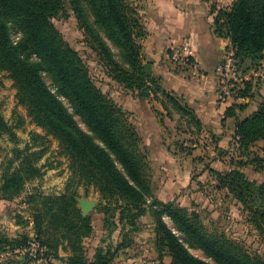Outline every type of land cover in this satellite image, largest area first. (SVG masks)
I'll return each instance as SVG.
<instances>
[{
	"label": "trees",
	"instance_id": "1",
	"mask_svg": "<svg viewBox=\"0 0 264 264\" xmlns=\"http://www.w3.org/2000/svg\"><path fill=\"white\" fill-rule=\"evenodd\" d=\"M66 4L106 77L140 99L148 100L142 92L155 95L168 114L173 109L187 119L192 130L205 131L195 112L178 95L165 91L160 77L147 73L141 44L147 32L135 0H0V72L12 80L18 104L27 109L36 126L57 139L68 155L75 175L69 187H94L99 193L97 210L104 216L108 238L113 239L97 247L90 257L84 241L95 233L94 219L83 215L78 192L72 187L66 194L42 197L40 206H35V239L2 236L0 249L20 253L35 240L40 244L38 256L47 264L55 260L113 264L135 244L133 235L142 229L140 219L152 210L156 247L161 255L170 256V264H210L192 249L202 251L216 264H264V256L251 252L241 241L210 231L201 211L154 195L148 153L129 113L95 82L80 52L54 23L66 12ZM215 28L220 37L231 41L238 71L257 72L264 62V0H235L229 12L216 17ZM260 85L252 79L243 81L242 87L235 85V101L254 99ZM246 108L245 102H236L226 111L225 118L236 119L229 169L208 166L207 170L214 176L217 190L235 201L252 228L264 237V182L245 171L248 166L256 171L264 168V158L258 154L264 153V145L255 151L264 143V98L242 119L240 114ZM21 125L22 120L10 125L0 113V139L7 136L16 145L1 169L0 196L6 201L22 197L27 184L42 177L36 165L38 154L29 146L18 147L16 129ZM37 138L41 136L34 134V140ZM36 200L35 195L28 196L29 204ZM46 226L57 234L45 237ZM62 249L70 251L69 257H61Z\"/></svg>",
	"mask_w": 264,
	"mask_h": 264
},
{
	"label": "rangeland",
	"instance_id": "2",
	"mask_svg": "<svg viewBox=\"0 0 264 264\" xmlns=\"http://www.w3.org/2000/svg\"><path fill=\"white\" fill-rule=\"evenodd\" d=\"M140 1L135 0V4L138 5ZM54 23L65 39L80 52L95 82L129 113L130 120L142 137V146L148 153L154 195L164 202H169L171 197H175L182 206L201 211L203 222L210 231L224 232L227 236L244 243L251 252L264 256V237L248 223L240 206L225 192L217 190L215 178L207 170L208 166L219 171L229 169L230 155L233 151V135L225 132L223 141L217 142L208 132L192 130L187 125V119L181 118L173 109H171L172 115L168 114L155 95L147 96L149 102L138 98L137 93L131 97L130 92L105 76L102 65L92 49L88 47L84 32L67 4L66 12L54 19ZM230 53L231 51L226 58L230 56ZM260 70L261 67L257 72L251 71L246 74H243L241 70L236 79L231 78V82L242 87L243 81L252 79L255 85L258 81L261 83L259 87L257 86L260 90L264 81V72L262 74ZM262 70L264 71V66ZM16 93L12 80L7 74L0 72V113L10 125L16 126L20 120L23 121V125L16 129L20 140L18 147L24 149L29 146L31 152L38 154L36 165L41 168L42 177L30 181L23 196L15 201L3 200L0 196V239L2 236L10 239L21 238L23 235H29L30 238L35 239L33 217L36 212L35 206L37 204L40 206L42 197L60 196L74 188L78 192V200L87 198L96 200L98 203L95 210L90 213L94 219L95 233L84 241L89 255L94 254L97 247L102 244L106 246L113 241L108 238V233L104 230L103 214L97 210L101 203L99 193L94 187L73 185L69 187L70 179H74L75 176L71 168V160L57 139L47 136L36 126L32 118L28 116L27 109L18 104ZM150 115L155 118L154 123L158 124L159 131L156 132L158 134L147 132L146 126L149 125V120L146 117ZM80 125L85 129L84 124ZM34 134H39L41 138L34 140ZM157 135L159 138L155 141ZM0 140L1 177L2 165L12 156L11 151L16 145L10 142L7 136ZM263 145V143L260 144V146ZM170 153L175 156V162L170 160ZM249 170L252 173L255 169L249 166ZM176 189L177 192H175ZM29 195H35L37 202L29 204ZM168 221L166 218V222ZM140 224L141 231L133 235L135 244L122 252L113 264H170V256L161 255L156 247V219L152 210L140 219ZM45 228V237L57 234L48 226ZM29 244V247L24 250L30 249L32 244L36 245V249H38L37 246L40 249V244L35 240L30 241ZM61 252L63 255L68 254V257L70 255V251L62 249ZM191 252L210 264H216L200 250L192 249ZM120 258L125 261L119 260ZM28 259L31 264L28 253L14 254L0 249V262L24 264ZM42 264L47 263L43 260Z\"/></svg>",
	"mask_w": 264,
	"mask_h": 264
},
{
	"label": "crops",
	"instance_id": "3",
	"mask_svg": "<svg viewBox=\"0 0 264 264\" xmlns=\"http://www.w3.org/2000/svg\"><path fill=\"white\" fill-rule=\"evenodd\" d=\"M234 2L235 0H141L138 3L147 32L146 38L141 41L144 64L152 66V76L161 78V86L165 91L178 95L195 112L205 128L203 132L216 134L221 139L220 142L223 141L225 132L235 134L236 119L225 118L226 111L236 102H245L247 108L240 114L243 119L253 113L259 101L264 98V81L258 95L252 100L230 99L224 102L220 98L222 78L219 69L233 47L228 38L220 37L216 33L215 21L221 12H229ZM185 39L190 41L195 60L200 66L201 74L196 78L175 71L169 61L172 49L182 44ZM130 96L134 97L135 94ZM146 118L149 120L147 132H158L155 118L151 115ZM158 136L155 141H158ZM257 148L255 151H258ZM258 154L264 158L262 151H258ZM170 160L176 161L171 153ZM245 171L252 179L264 182V168L250 173L248 166ZM175 199L171 197L170 201ZM114 238L116 242L118 236ZM60 255L68 257V254L63 255L62 252ZM119 260L125 261L121 258ZM53 264L65 263L55 260Z\"/></svg>",
	"mask_w": 264,
	"mask_h": 264
},
{
	"label": "built area",
	"instance_id": "4",
	"mask_svg": "<svg viewBox=\"0 0 264 264\" xmlns=\"http://www.w3.org/2000/svg\"><path fill=\"white\" fill-rule=\"evenodd\" d=\"M170 64L174 70L181 73L188 74L190 77H199L201 74L200 66L195 60L194 49L189 40L185 39L182 44L172 49L169 57ZM236 60L234 58V51L232 50L230 56L225 60L224 65L219 69V75L221 76V100L226 102L230 99H235L234 89L236 84L231 82V78L236 79L239 76V71L237 68ZM264 64L261 66L260 72L263 74ZM35 244L31 245L28 250H23L20 253L25 255L28 253L30 255L31 264H42L43 259L38 256L40 251L35 248Z\"/></svg>",
	"mask_w": 264,
	"mask_h": 264
},
{
	"label": "water",
	"instance_id": "5",
	"mask_svg": "<svg viewBox=\"0 0 264 264\" xmlns=\"http://www.w3.org/2000/svg\"><path fill=\"white\" fill-rule=\"evenodd\" d=\"M145 68L147 69V73L149 75H152V66L150 64H145ZM143 96H148V94L146 92H142ZM79 202V206L83 211V215L85 217L89 216L90 213L95 210V208L97 207L98 203L96 200H91V199H87V198H82L78 200Z\"/></svg>",
	"mask_w": 264,
	"mask_h": 264
}]
</instances>
